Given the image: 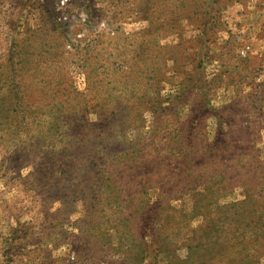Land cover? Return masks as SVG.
<instances>
[{"label": "rangeland", "instance_id": "374dc122", "mask_svg": "<svg viewBox=\"0 0 264 264\" xmlns=\"http://www.w3.org/2000/svg\"><path fill=\"white\" fill-rule=\"evenodd\" d=\"M60 1L0 0V264H264V0Z\"/></svg>", "mask_w": 264, "mask_h": 264}, {"label": "trees", "instance_id": "16d2710c", "mask_svg": "<svg viewBox=\"0 0 264 264\" xmlns=\"http://www.w3.org/2000/svg\"><path fill=\"white\" fill-rule=\"evenodd\" d=\"M208 149L209 150H213L215 148H221L222 147V144H220V141L218 138H215V141L212 142L210 145H208ZM185 178L183 179V184L185 185H192L193 184V181L189 178L188 175L184 176ZM196 180V178L194 179V181Z\"/></svg>", "mask_w": 264, "mask_h": 264}, {"label": "built area", "instance_id": "2783aa9c", "mask_svg": "<svg viewBox=\"0 0 264 264\" xmlns=\"http://www.w3.org/2000/svg\"><path fill=\"white\" fill-rule=\"evenodd\" d=\"M60 3H61V5H64L67 3V0H61Z\"/></svg>", "mask_w": 264, "mask_h": 264}]
</instances>
